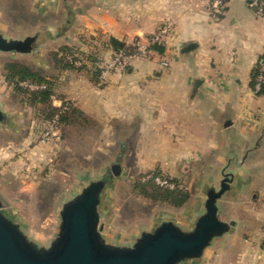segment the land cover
<instances>
[{"label": "crops", "instance_id": "obj_1", "mask_svg": "<svg viewBox=\"0 0 264 264\" xmlns=\"http://www.w3.org/2000/svg\"><path fill=\"white\" fill-rule=\"evenodd\" d=\"M208 1L0 0V27L22 26L27 35L65 28L42 47L80 50L87 43L95 71L111 59L110 38L131 45L168 26L162 53L152 50L105 78L92 70L67 78L73 106L103 130L135 126L144 139L150 132L158 159H164L160 148L168 147L190 161L214 155L237 162L236 185L219 206L235 225L209 248L205 264H264V160L256 156L264 151V96L250 87L264 53V15L246 0H225L221 14H214ZM189 43L195 47L182 52ZM229 133L240 140L229 145Z\"/></svg>", "mask_w": 264, "mask_h": 264}, {"label": "rangeland", "instance_id": "obj_2", "mask_svg": "<svg viewBox=\"0 0 264 264\" xmlns=\"http://www.w3.org/2000/svg\"><path fill=\"white\" fill-rule=\"evenodd\" d=\"M3 31L7 32V37L20 39L27 36L22 26L4 27ZM81 46L84 48L74 49L70 56L74 63L81 62L83 70L73 66L65 71L67 75H60L61 71L52 64L50 55L56 49L49 50L56 45L43 47L36 56L0 53V109L8 118L7 123H0L2 208L18 221L29 239L47 246L58 231L63 204L75 197L88 182L112 175L110 167L120 159L121 171L112 177L100 208L105 240L115 245L130 246L142 232L153 230L162 221L178 220L185 225L203 211L207 188L218 186L221 173L235 172L237 162L228 161L227 157L223 162L217 161L214 155L190 161V157H183L178 151L174 156L170 154V149L179 148L168 147L160 148L164 159H158L157 148H152L150 132L144 139V132H136L135 126L120 129L124 131L116 127L103 130L101 123L82 118H78L74 125L56 122L53 128L58 139L53 137L43 142L42 135L50 129L57 116L48 122L43 105H29L24 95L14 94L12 87L3 79L4 63L25 64L50 76L54 84L52 106L61 110L76 108L72 103L76 94H71L72 85L67 84V78L80 71H93L90 60L93 53L88 50L87 43ZM151 51L141 58L148 57ZM19 86L31 91L41 88L29 82H21ZM233 134L229 133V145L240 140ZM222 136L224 134H220L221 139ZM256 156L264 160V151ZM156 177L171 186L158 185L162 191L177 188L187 195L186 201L175 206L154 198L151 182H155ZM246 200L241 204L248 202ZM205 263L203 260L196 264Z\"/></svg>", "mask_w": 264, "mask_h": 264}, {"label": "water", "instance_id": "obj_3", "mask_svg": "<svg viewBox=\"0 0 264 264\" xmlns=\"http://www.w3.org/2000/svg\"><path fill=\"white\" fill-rule=\"evenodd\" d=\"M3 30L0 27V53L34 56L47 40L65 32V28H43L19 39L7 37ZM194 47L189 43L182 52ZM7 119L0 109V123ZM120 171L118 159L110 167L112 175L88 182L63 204L58 231L47 246L29 239L0 202V264H196L206 260L209 248L235 225L219 212L221 199L236 185L235 172H224L218 186L207 188L203 211L185 225L178 220L162 221L153 230L142 232L130 246L109 243L102 234L100 208L112 177Z\"/></svg>", "mask_w": 264, "mask_h": 264}, {"label": "trees", "instance_id": "obj_4", "mask_svg": "<svg viewBox=\"0 0 264 264\" xmlns=\"http://www.w3.org/2000/svg\"><path fill=\"white\" fill-rule=\"evenodd\" d=\"M109 46L113 54L117 53L120 50L125 51V53H129L134 50L131 45H126L125 43L113 38L109 39ZM74 49L76 48H74L73 46H61L56 51L51 53L50 56L52 64L57 71H67L73 68V66L82 68V64L80 66L75 65L73 57L70 56ZM150 50L162 53L163 47L161 45L153 44L150 46ZM263 65L264 53L259 57L251 72L250 87L257 96H264V80L260 83L259 89L257 91H255L254 89L257 83V77L262 74L264 78V71L261 70V67ZM100 71V68H96L94 71V75H99ZM2 72L5 83L8 86L12 87L14 94L24 95L26 102L31 106H36L38 104L44 106V108L47 110L45 119L48 122L52 121L56 116V121L59 125H74L77 123L78 118H82V120L85 121L88 120L83 112H81L77 108H68L66 110H61L60 108L52 106L51 97L54 93V84L51 82L50 76L48 74L40 73L30 66L14 61H7L6 63H4ZM21 82H29L32 84L40 85L41 88L32 91L29 89H24L19 86V83ZM155 185V182L152 181L151 186L153 188L154 198L156 199L168 201L175 206L183 204L187 199V195L177 188L174 190L162 191L158 185H156L157 187Z\"/></svg>", "mask_w": 264, "mask_h": 264}, {"label": "built area", "instance_id": "obj_5", "mask_svg": "<svg viewBox=\"0 0 264 264\" xmlns=\"http://www.w3.org/2000/svg\"><path fill=\"white\" fill-rule=\"evenodd\" d=\"M248 5L253 8L258 14L264 15V0H246ZM225 5V0H209L208 1V8L211 12L214 14H221L222 9ZM168 26H164L161 28L157 34H154L150 39L147 40H134L131 43V46L133 47V51L129 53H125V51L120 50L117 53L113 54L111 59L101 68L100 77L105 78L106 75L111 71H116L119 73H123L127 70L131 62L135 59L144 57L148 52H150V46L153 44L161 45L163 36L167 34ZM77 66L81 65V62H75ZM166 65V64H163ZM261 70L264 71V65L261 67ZM264 80L263 75L260 74L257 77V83L254 87L255 91L259 89L260 83ZM56 119L53 120V124L51 125L50 129L47 130L42 135L43 142L49 141L51 138L56 137L55 139H58V136H56V133L54 131L56 127ZM56 130V129H55ZM155 182L157 185L160 186H167L171 187L166 181H161L160 178L156 177Z\"/></svg>", "mask_w": 264, "mask_h": 264}]
</instances>
